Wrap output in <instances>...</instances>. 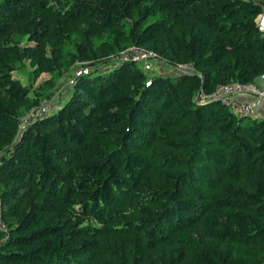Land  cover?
Returning <instances> with one entry per match:
<instances>
[{
  "label": "trees",
  "instance_id": "1",
  "mask_svg": "<svg viewBox=\"0 0 264 264\" xmlns=\"http://www.w3.org/2000/svg\"><path fill=\"white\" fill-rule=\"evenodd\" d=\"M262 12L264 0H0V264H264V117L201 98L264 79ZM133 44L192 69L109 62ZM76 61L109 68L76 76L19 131ZM152 171L158 184L138 189Z\"/></svg>",
  "mask_w": 264,
  "mask_h": 264
},
{
  "label": "built area",
  "instance_id": "2",
  "mask_svg": "<svg viewBox=\"0 0 264 264\" xmlns=\"http://www.w3.org/2000/svg\"><path fill=\"white\" fill-rule=\"evenodd\" d=\"M255 21L258 29L264 31V12L257 15ZM108 58L112 65L118 61L135 62L144 71L152 70L151 68L153 62L164 61L161 60L154 51L134 44L120 49L115 54H110ZM86 65L87 64L84 63V66H79L75 73L69 75L66 80V84L70 85L73 83L74 78L78 75L89 73L90 69ZM171 67L175 70H187L190 65L176 64ZM241 93L250 95L252 99L238 98L237 95ZM52 96L48 99L40 100L37 104L33 105L20 115L18 120L19 131L24 129L36 117L52 112L57 107L58 100L56 99V101ZM201 98L219 99L223 103L227 104L233 113L240 116L257 118L260 117V115L255 109V103L256 101H264V79L260 76L258 82L241 83L238 81H228L226 83H221L218 84L210 94L206 96L201 95ZM0 230L4 232L5 237L6 227L1 217Z\"/></svg>",
  "mask_w": 264,
  "mask_h": 264
},
{
  "label": "rangeland",
  "instance_id": "3",
  "mask_svg": "<svg viewBox=\"0 0 264 264\" xmlns=\"http://www.w3.org/2000/svg\"><path fill=\"white\" fill-rule=\"evenodd\" d=\"M45 55H46V45H45ZM84 63H87V61H76L73 62V65L60 77V80L57 82L55 88H54V93L52 96L55 100H59L61 104H63L69 97L71 90L68 89V86L66 84V80L68 78L69 75H71L72 73H75V71L79 68V66H84ZM27 65L28 61H27ZM86 66L89 67L90 72L92 71H97V72H102L105 71V69H108L109 66L107 63L105 62H95L93 64H87ZM152 70L148 71V72H159V73H165V72H170L172 70H175L174 68L171 67L170 64H168L166 61H157V62H153L152 64ZM192 68L188 67L187 70H190ZM12 75L19 79L21 82H23V84L26 83V79L24 76H22L21 74L13 71ZM44 78H48V72L47 71H42L39 76L36 78L35 82L40 81L41 79ZM56 100V101H57ZM154 171V169H153ZM149 172V173H144V175L141 178L140 184L139 186H137L138 189H145V188H153L155 187L158 182L156 180V175L154 172Z\"/></svg>",
  "mask_w": 264,
  "mask_h": 264
},
{
  "label": "crops",
  "instance_id": "4",
  "mask_svg": "<svg viewBox=\"0 0 264 264\" xmlns=\"http://www.w3.org/2000/svg\"><path fill=\"white\" fill-rule=\"evenodd\" d=\"M258 80L259 78L256 79V82H258ZM237 97L240 99H252L250 95L245 93L238 94ZM255 109L260 116L264 117V101H256Z\"/></svg>",
  "mask_w": 264,
  "mask_h": 264
}]
</instances>
